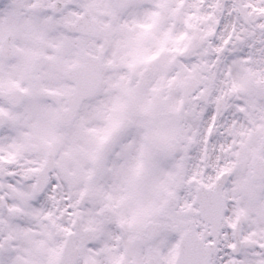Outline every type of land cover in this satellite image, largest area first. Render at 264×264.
Instances as JSON below:
<instances>
[{
  "label": "snow or ice",
  "instance_id": "6c2138e0",
  "mask_svg": "<svg viewBox=\"0 0 264 264\" xmlns=\"http://www.w3.org/2000/svg\"><path fill=\"white\" fill-rule=\"evenodd\" d=\"M0 264H264V0H0Z\"/></svg>",
  "mask_w": 264,
  "mask_h": 264
}]
</instances>
